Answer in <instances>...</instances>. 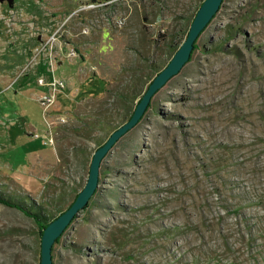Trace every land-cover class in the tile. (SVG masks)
Listing matches in <instances>:
<instances>
[{"label":"rangeland","instance_id":"rangeland-1","mask_svg":"<svg viewBox=\"0 0 264 264\" xmlns=\"http://www.w3.org/2000/svg\"><path fill=\"white\" fill-rule=\"evenodd\" d=\"M201 1L83 9L93 0L0 1V60L17 45L28 60L0 63V194L47 221L66 210L95 150L134 113ZM55 29L59 39L48 41ZM46 51L51 71L65 54L78 60L68 74L78 75L44 109L39 78L50 75L34 64ZM16 101L26 123L41 122L54 140L42 138L57 160L31 171L39 177L19 170L38 141L15 143ZM31 213L0 202V264H40L44 230ZM71 223L53 246L54 264H264V0H224L190 59L103 157L98 187Z\"/></svg>","mask_w":264,"mask_h":264},{"label":"water","instance_id":"water-1","mask_svg":"<svg viewBox=\"0 0 264 264\" xmlns=\"http://www.w3.org/2000/svg\"><path fill=\"white\" fill-rule=\"evenodd\" d=\"M8 1L11 5H13L14 0ZM223 1L224 0L203 1L190 25L187 37L184 39L178 50L174 53L169 63L150 83L147 91L137 104L131 118L114 130L107 141L95 150L90 165L88 180L84 188L79 192L71 206H69L63 213L53 219L44 228L41 240L40 264H54L53 246L56 240L63 234L65 229L76 217V215L79 214V211L87 205L96 188L98 187L100 166L103 157L113 147L116 141L140 120L148 104L150 103L153 94L173 75L177 74L190 59L194 49L195 41L219 11Z\"/></svg>","mask_w":264,"mask_h":264},{"label":"crops","instance_id":"crops-1","mask_svg":"<svg viewBox=\"0 0 264 264\" xmlns=\"http://www.w3.org/2000/svg\"><path fill=\"white\" fill-rule=\"evenodd\" d=\"M48 1V4L49 5H54V2H55V0H47ZM0 10H1V8H0ZM55 10H53V8H52V12H54ZM3 13V12H2ZM1 14V13H0ZM62 15H64V13L62 14ZM10 18V17H9ZM9 18L6 20V26L8 27V20H9ZM31 22V21H30ZM12 27H13V22H12ZM59 28V27H58ZM57 28V29H58ZM57 29H55V31L57 30ZM54 32V31H53ZM52 32V33H53ZM102 43L106 40V37L109 35V32L107 31V30H102ZM49 35H51V34H49ZM37 36H38V39L41 41V42H43V40H45V39H47L48 37H46L47 36V34H46V31L45 30H42V32H38V34H37ZM60 37V36H59ZM59 37H58V39H59ZM57 39V40H58ZM40 42V43H41ZM58 42V41H57ZM101 43V42H100ZM39 45V43L38 44H36L35 45V47L36 46H38ZM103 45V44H102ZM20 46H22V45H20ZM19 45H17L16 47H17V50H16V48H15V53H14V51L13 50H11V51H13V54H12V56H9V57H6L5 56V59H1L0 60V63H3V62H6V64H5V67L6 68H9L13 63H15L16 64V66L18 65V67L19 66H21L20 68H23V66H24V64L28 61H26V58L27 57H20L19 58V56H21L22 54H20L18 51L19 50H22L21 49V47H20ZM67 48H68V50L70 49V48H72V47H68V46H66L65 47V49L64 48H62L63 49V51H65V52H67ZM40 55V54H39ZM38 55V56H39ZM37 56V57H38ZM36 57V58H37ZM62 57L63 58H59L58 59V61H57V66H55V65H53L52 64V66L55 68V70H53V71H51L50 69H51V67H50V61H49V59H48V52L46 51V52H44L41 56H39V58H37V61H36V63L34 64V65H36V68L38 69V71H44L45 69H46V72L48 71V73H49V75H50V77H47V76H44V75H41V76H44V77H46L47 79H51L53 76H57V77H61V78H64V79H66V80H68V85L69 86H71L70 85V83L73 81V79L75 78L74 77V75H78V73H72L71 75L70 74H68V73H71V70H69L70 68H72L73 69V67H75V65L76 64H74V62H73V60L74 59H76V58H69L68 56L66 57L65 56V54H63L62 55ZM71 59V60H70ZM72 61V62H71ZM76 61H78L77 59H76ZM28 63V62H27ZM83 63H85V62H83ZM82 63V64H83ZM17 67V68H18ZM19 68V69H20ZM11 69V68H10ZM68 69V70H67ZM6 70V69H5ZM73 71H75L74 69H73ZM72 71V72H73ZM11 72H12V69H11ZM52 72V73H51ZM4 73L6 74V76L8 77V79L9 78H18L17 80H16V82L18 81H20L22 84H20V86H19V89L20 90H23V84H24V80H23V75H20V76H18L17 74H15L14 75V73L12 72V76H9V73H8V71H4ZM47 73V74H48ZM70 75V76H69ZM82 75V74H81ZM8 82H10V80H8ZM4 83L6 84V81H4ZM10 84H6L5 86H9ZM3 87V85L0 83V90H1V88ZM42 89H43V87H42ZM46 90V87L42 90L43 92ZM33 92H37V90L36 91H33ZM32 92V93H33ZM42 92V93H43ZM31 93V94H32ZM63 92H60L59 94H62ZM30 94V97L28 96V98H30V100L32 101V102H34V103H36V104H38V105H40V103L38 102V100L36 99V97L38 96L37 94H33V95H31ZM34 98V99H33ZM16 100H18V99H16ZM19 101V100H18ZM18 101H16V104H15V108H17V114L20 116H18V117H16L14 120H13V122H14V125H16V127L17 128H12V127H14V125H12V126H10L9 128L10 129H13V136H15V143H17V138L19 139H22L23 137H25V139L23 138V141H24V143H29L30 141H38V143H36L35 144V147L33 148V150L32 151H30V153H29V155L27 154V161H24V162H21V164L19 165V168H21V169H19V170H23V172H26V173H28V174H30L31 176H36V177H39L38 175H36V173H31V171H37V167L38 166H41V165H44V166H46V165H48V164H50V163H53V162H55L56 160H57V154H56V150H55V148H54V146H51V144H44L43 143V141H42V137L40 136V137H35L34 135H33V133H35V132H40L42 135L43 134H45L46 133V130L47 129H45V126L43 125V124H41V122H36V123H33V122H31V124L29 125V124H27L26 123V121L24 120L25 119V117H24V114L26 115V111H24V108H23V106H21L19 103L20 102H18ZM12 124V123H11ZM24 135V136H23ZM11 147H16V146H11ZM52 155H54V157L52 158ZM51 158L54 160L55 159V161H51ZM7 176V175H6ZM28 179V180H27ZM26 180L27 181H25V183H24V186H26L27 188H29V186H30V184H31V181H29V178H26ZM38 186H40V184H38Z\"/></svg>","mask_w":264,"mask_h":264},{"label":"built area","instance_id":"built-area-1","mask_svg":"<svg viewBox=\"0 0 264 264\" xmlns=\"http://www.w3.org/2000/svg\"><path fill=\"white\" fill-rule=\"evenodd\" d=\"M103 2H99V1H93L90 2L89 4L83 5L81 6V8L78 9H83L85 7H89V6H97L102 4ZM76 12V11H75ZM121 21V20H119ZM62 26H60L61 29ZM59 29V30H60ZM88 27L84 28V31H87ZM59 33H57V31L55 32V34L53 35V37L51 39H49L48 41H53L55 42L58 39V35ZM68 54L70 56H76L77 55V51L76 49H71ZM39 82L41 85L45 86L47 88V91L39 96V102L44 106V109H46L47 107H50L52 104H54L55 99H56V94L63 90L66 87V80L64 78L61 77H57V76H53L52 79L47 80L44 77H40L39 78ZM33 135L35 137H42L44 139L45 143H51L54 144V140L52 138V136H49L48 133L45 134H41L40 132H35L33 133Z\"/></svg>","mask_w":264,"mask_h":264},{"label":"trees","instance_id":"trees-1","mask_svg":"<svg viewBox=\"0 0 264 264\" xmlns=\"http://www.w3.org/2000/svg\"><path fill=\"white\" fill-rule=\"evenodd\" d=\"M93 1H99V2H107V1H111V0H93ZM203 1L204 0H202L201 1V3H200V5L198 6V8H197V10H196V12H195V14H194V17H195V15H196V13H197V11H198V9L200 8V6H201V4L203 3ZM224 2V1H223ZM223 4V3H222ZM189 31V30H188ZM187 34H188V32H187ZM202 34V33H201ZM201 34L199 35V37L201 36ZM186 37H187V35H186ZM199 37L197 38V40L195 41V45H194V49H193V51H192V54L191 55H193V53H194V51H195V49L197 48V45H198V39H199ZM172 43V42H171ZM170 43V45H169V47L170 48H173V46H172V44ZM179 48V47H178ZM177 48V49H178ZM133 114V113H132ZM131 114V115H132ZM131 115L129 116V119H130V117H131ZM128 119V120H129ZM76 199V198H75ZM0 202H2V203H4V204H6V205H9V206H15V207H17V208H19V209H21V210H23L24 212H26V213H31V211L27 208V206H25V205H23V204H21V203H19V202H15V201H13V200H11L10 198H8L7 196H3V195H1L0 194ZM74 202V201H73ZM72 202V203H73ZM72 203H70V205L69 206H71V204ZM65 211V210H64ZM64 211H62L61 213H63ZM60 213V214H61ZM59 214V215H60ZM31 215H33V217L35 218V220H36V222L38 223V225L44 230V228L53 220H50V221H47L46 219H45V215L42 213V214H40L39 213V211H37L36 213L35 212H33V213H31ZM58 215V216H59ZM56 218V217H55ZM54 218V219H55ZM70 224H72V223H70ZM70 226V225H69ZM68 226V227H69ZM67 227V228H68ZM66 228V229H67ZM42 234H43V232H42ZM60 238L61 237H59L57 240H56V242H58L59 240H60ZM55 242V243H56ZM55 245V244H54ZM53 249H54V247H53Z\"/></svg>","mask_w":264,"mask_h":264}]
</instances>
